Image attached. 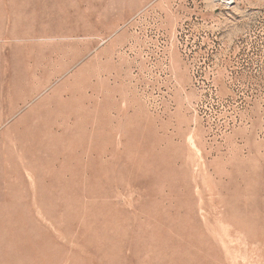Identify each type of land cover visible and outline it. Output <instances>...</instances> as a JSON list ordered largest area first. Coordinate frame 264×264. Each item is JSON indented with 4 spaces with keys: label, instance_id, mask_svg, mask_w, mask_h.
<instances>
[{
    "label": "rangeland",
    "instance_id": "obj_1",
    "mask_svg": "<svg viewBox=\"0 0 264 264\" xmlns=\"http://www.w3.org/2000/svg\"><path fill=\"white\" fill-rule=\"evenodd\" d=\"M0 264H264V0H0Z\"/></svg>",
    "mask_w": 264,
    "mask_h": 264
},
{
    "label": "bare ground",
    "instance_id": "obj_2",
    "mask_svg": "<svg viewBox=\"0 0 264 264\" xmlns=\"http://www.w3.org/2000/svg\"><path fill=\"white\" fill-rule=\"evenodd\" d=\"M230 1V0H229Z\"/></svg>",
    "mask_w": 264,
    "mask_h": 264
}]
</instances>
